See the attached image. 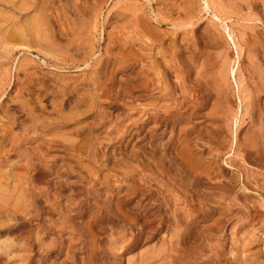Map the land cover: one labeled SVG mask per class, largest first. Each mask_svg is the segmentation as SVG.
I'll return each instance as SVG.
<instances>
[{"label":"rangeland","instance_id":"obj_1","mask_svg":"<svg viewBox=\"0 0 264 264\" xmlns=\"http://www.w3.org/2000/svg\"><path fill=\"white\" fill-rule=\"evenodd\" d=\"M31 1L0 0V264H264V0Z\"/></svg>","mask_w":264,"mask_h":264},{"label":"bare ground","instance_id":"obj_2","mask_svg":"<svg viewBox=\"0 0 264 264\" xmlns=\"http://www.w3.org/2000/svg\"><path fill=\"white\" fill-rule=\"evenodd\" d=\"M39 6V4L34 0V1H31L30 2V11L31 10H33V11H35L36 9H37V7ZM27 9V8H26ZM40 10H42V9H40ZM21 14H23V13H21ZM10 27V26H9ZM153 51V50H152ZM147 75H148V81L151 79L150 78V72H147ZM150 78V79H149Z\"/></svg>","mask_w":264,"mask_h":264}]
</instances>
